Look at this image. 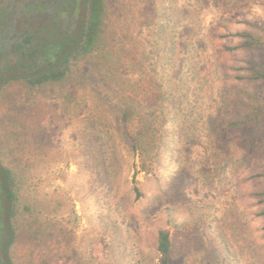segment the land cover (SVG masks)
Segmentation results:
<instances>
[{
	"label": "rangeland",
	"instance_id": "1",
	"mask_svg": "<svg viewBox=\"0 0 264 264\" xmlns=\"http://www.w3.org/2000/svg\"><path fill=\"white\" fill-rule=\"evenodd\" d=\"M112 4V46L75 62L74 84L0 87L13 261L158 264L157 234L168 229L171 264H264V118L221 133L254 103L245 94L264 101V81L240 79L261 52L227 49L243 38L224 35L258 33L264 0ZM125 107L130 129L158 116L151 171L118 132Z\"/></svg>",
	"mask_w": 264,
	"mask_h": 264
},
{
	"label": "trees",
	"instance_id": "2",
	"mask_svg": "<svg viewBox=\"0 0 264 264\" xmlns=\"http://www.w3.org/2000/svg\"><path fill=\"white\" fill-rule=\"evenodd\" d=\"M246 0H238V3H245ZM151 6V4L149 5ZM242 7V6H241ZM81 14L78 25V30L73 33L74 37L69 36L61 31L62 36L58 39V48L56 51L48 50V46L44 45L46 51H43V62L46 58L49 59L47 65L37 69L35 72L25 73L23 76L12 75L6 80L11 82L14 80H23L31 88H41L49 85H63L74 84L71 77L72 65L82 58H95L101 53L107 52L113 42V29L111 26V12H113L112 0H81ZM248 23L247 21H244ZM259 27L258 33L250 31H241L236 33L226 32L224 35H238L243 38L242 42L227 47L233 50L237 48H248L261 52L262 62L249 61L247 68L248 73L240 79L248 80H262L264 81V25ZM55 58V59H54ZM51 60H54L52 62ZM3 83V84H5ZM78 86V83L75 84ZM247 98L254 100V103L246 105L245 112L231 121L224 124L221 133L228 129L248 126H259L264 118V101L259 97L251 94H245ZM133 109L131 107L120 108L118 118L121 121V128L118 132L121 135L127 148L133 153L139 155V166L144 171H151L154 163L159 161L160 140L162 137L161 130L155 129L156 117L150 120L146 127H139L138 129H130L129 123L133 116ZM159 132V133H158ZM157 133L159 136H157ZM4 157L0 154V161ZM3 175L6 176L8 188L11 193V220L16 213L14 201L16 179L14 173L6 165L1 168ZM264 175V174H262ZM133 183L135 181L133 180ZM10 185V187H9ZM135 194V199L141 197V192L136 184L132 186ZM264 193V192H263ZM260 214L264 215V209ZM12 241L15 236V229L11 223ZM173 250V239L168 229H160L157 234V251L159 253L158 264H171ZM215 264H224L221 261Z\"/></svg>",
	"mask_w": 264,
	"mask_h": 264
},
{
	"label": "flooded vegetation",
	"instance_id": "3",
	"mask_svg": "<svg viewBox=\"0 0 264 264\" xmlns=\"http://www.w3.org/2000/svg\"><path fill=\"white\" fill-rule=\"evenodd\" d=\"M81 11V0H0V87L12 75L23 76L50 63L47 58L43 62V46L56 51L61 31L73 38ZM4 167L0 161V264H15L12 201Z\"/></svg>",
	"mask_w": 264,
	"mask_h": 264
}]
</instances>
